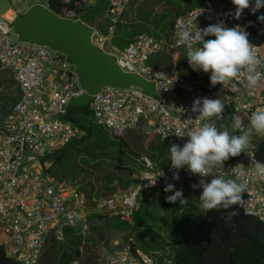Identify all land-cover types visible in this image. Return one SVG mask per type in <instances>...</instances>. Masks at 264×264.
Masks as SVG:
<instances>
[{
    "label": "built area",
    "instance_id": "obj_1",
    "mask_svg": "<svg viewBox=\"0 0 264 264\" xmlns=\"http://www.w3.org/2000/svg\"><path fill=\"white\" fill-rule=\"evenodd\" d=\"M42 1L41 6L62 19L74 22H81L82 14L89 6V0ZM107 1L108 30L109 34L115 35L129 0ZM53 7L59 13L54 12ZM229 13L234 11L213 6L196 8L175 19L170 41L138 34L124 50L114 49V54L106 52L111 37L92 28V42L96 47L114 56L123 72L152 83L156 91V97H150L138 88L106 86L93 96L88 107L94 121L119 137L128 131L138 130L144 123L147 135H155L183 147L189 139L188 132L205 122L196 120L199 114L192 111L194 101L197 98H222L225 110H229L223 119L238 116L247 128L251 114L258 107H264V66L257 68L261 80L255 89L250 90L243 77L231 79L224 86H213L211 73L196 71V82H191L179 74L154 70L148 64L152 54L168 52L177 60L180 51L184 50L187 56L190 48L199 47L200 44L180 42V33L186 29L194 32L197 27L203 30L209 25L223 24L225 27L239 26L248 36L252 30L261 31L263 22L255 21L245 13L237 20ZM18 14L16 11L13 19L0 15V68L14 74L21 93L7 122L0 124V248L9 259L17 264H41L50 238L54 236L57 240H64L67 228L85 231L93 210L96 214L132 223L143 192L165 188L170 183L185 184L191 190L201 189V177L190 173L186 166L179 170L180 179L177 181L173 179L177 170L171 168V161L169 167L162 171L149 157L140 159L141 171L135 176V184L124 192L95 201L93 210L76 187L54 181L45 172L44 161L48 155H56L83 136L70 121L69 111L71 101L87 92L79 72L66 55L46 47L12 42L10 35ZM253 45L257 57L264 59V46ZM2 92L0 88V97ZM212 122L219 128L217 120ZM229 132L241 134L230 129ZM232 158L234 161L224 163V169L219 171L226 179L238 177V182L245 185L246 202L242 209L264 225V180L254 176L255 162H259L255 151L247 150L229 159ZM212 178L204 179L210 182ZM193 185L197 187L193 188ZM73 264H79V261L75 260ZM101 264L156 263L141 250L133 252L126 249L103 255Z\"/></svg>",
    "mask_w": 264,
    "mask_h": 264
},
{
    "label": "rangeland",
    "instance_id": "obj_2",
    "mask_svg": "<svg viewBox=\"0 0 264 264\" xmlns=\"http://www.w3.org/2000/svg\"><path fill=\"white\" fill-rule=\"evenodd\" d=\"M43 3L42 0H0V15L7 14L14 17L16 11L22 14V12H27L31 8V5ZM178 4L181 5L180 9L177 8ZM211 5L210 0H129L115 36L120 35L124 40H131L134 37V33H138L141 30L146 20L151 22L152 27L150 30L153 34L150 32L149 34L154 36L160 33L161 25L168 21L166 22L167 31L165 34H162L163 39H168L176 15H185L190 10ZM215 6L218 7L217 4ZM108 7L109 5L104 4L103 9L98 12V15L93 13V16L98 19L95 27H103L106 30V35L111 37L110 44L106 47V52L114 54V48L123 49L126 46V42L120 43L114 35L109 34L110 21L106 16ZM172 12L174 16L170 17ZM10 38L13 43L18 42V37L14 31L10 35ZM148 64L154 70L160 72H174L185 79L194 77V70L190 67L187 56L183 52L182 54L179 53V58L176 61L168 56V52L152 54ZM11 75L12 72L10 71H0V88L3 89L0 97L2 100V105L0 106V124L7 122L19 96L18 85ZM77 117L83 122L88 123L95 131L100 128L98 125L90 124L93 122V118L89 116V112H80ZM214 119L217 120L218 118ZM242 122L244 123V120ZM106 132L109 134L106 140H102L100 135H93V137L85 138L82 143L70 148L71 153L60 164L57 160H55V163H52L53 156L51 155H48L44 161L45 172L54 181L62 179V183L76 187L79 193L82 192L86 196L92 210L95 201L118 193L113 194L109 190L114 174L122 182L123 189L120 192L129 189L133 178L138 176L141 171L140 159L142 157H149L155 163L158 170L163 171L170 165L168 148L172 145L171 141L162 140L155 135H147L144 125H141L138 130L128 131L123 137L117 136L109 129ZM83 135L85 136L86 132ZM261 141L262 135L254 133L250 137V142L244 151L254 149ZM116 143L123 146L122 150L116 146ZM137 146H139V149H136ZM60 152L56 153V155L60 154ZM121 152L124 153V165H121L119 162L122 157ZM132 172L135 174L133 178H131ZM91 183L94 185L95 191L90 197L92 193L90 188ZM176 189L181 190V184H178ZM185 189H188L191 193L189 202L182 205L178 202V204L183 209H189L190 213L195 215L199 221L207 213V210L201 207V202L198 199L202 193V189ZM91 213H94V210ZM121 225L122 222L118 218L107 216L94 219L91 217L85 231L81 228L75 229L72 234L66 233L65 239L62 241L53 240L55 237H51L47 243V249L41 264H60L66 253L75 255L73 249L76 247L81 252V260L87 259L91 255L96 258L98 264H101L103 255L119 253L130 247L127 245L129 243L124 242L122 232L117 229ZM115 242H118V244H115ZM168 254V246L165 247L163 245L161 254L156 255L153 253L149 257L153 261H157L160 258L163 259Z\"/></svg>",
    "mask_w": 264,
    "mask_h": 264
},
{
    "label": "trees",
    "instance_id": "obj_3",
    "mask_svg": "<svg viewBox=\"0 0 264 264\" xmlns=\"http://www.w3.org/2000/svg\"><path fill=\"white\" fill-rule=\"evenodd\" d=\"M58 1L61 2V0ZM76 1L79 0H72V2ZM210 2L214 5L213 7H216L215 5L217 4L218 7L216 8L218 9L235 12V7L231 0H210ZM177 8L180 9L181 5L178 4ZM53 11L59 13L55 7H53ZM244 13L249 15L251 19L259 21L258 17L264 15V8L255 14L251 12V9H246ZM171 16H174L173 12ZM144 33L149 32L147 29H141L138 33H134V37L137 34ZM249 41L253 44L264 46V22L261 26V31L252 30L250 32ZM0 71H2L1 68ZM69 112L70 121L82 133L86 132V135H83L78 141L69 143L60 154L54 155L52 163H55V160H57L60 164L71 153L70 148L82 143L85 138L100 135L102 140H106L109 137V134L106 132L107 129L94 121L89 108L79 109L71 107ZM80 112H89V116L93 118V122L90 124L98 125L100 128L95 131L88 123L79 119L77 115ZM228 114L229 110H225L223 113L225 116ZM229 120L230 118L217 119L219 128L221 130L225 127L228 129ZM141 125L146 127L144 123H141ZM116 146L120 150L123 148L122 145H118L117 143ZM136 149H139V146ZM254 151L258 161L264 163V135H262V141L254 148ZM121 154L122 157L119 162L121 165H124V153L121 152ZM229 161L232 162L234 159H229L225 163ZM134 175L132 172L131 178ZM113 176L114 178L110 183L109 190L113 194L120 193L121 189H123L122 182L117 178V175L114 174ZM62 181L60 179L57 182L62 183ZM135 183L134 177L131 186ZM174 185L176 189L178 184ZM181 186L184 193L183 198L189 200L191 193L188 189H185L188 186L185 184H181ZM90 188L92 190L91 197L95 191L92 183L90 184ZM173 194L171 192L166 193L164 188L156 190L153 194L144 193L139 198V207L133 214L132 223L119 219L122 225L117 227V229L126 234L124 242L129 243L127 245L130 246L129 248L133 252L141 250L147 256L153 253L159 255L164 245L165 247L168 246L169 254L162 259L161 264H164V260H166V264H264V225L258 219L246 215L242 207L234 206V210H238L239 214L231 220L226 219V213L221 209L218 211H207L198 221L197 217L191 214L189 209H183L178 204L179 201L175 204L167 202L166 197ZM91 217L96 219L107 217V215L91 213L89 218ZM73 231L74 229L67 228L66 233L72 234ZM53 240L57 239L54 238ZM73 250L75 255L66 253L60 264H73L75 260H78L79 264H98L96 258L91 255L87 259L81 260V252L78 247ZM0 264L17 263L9 259L5 251L0 248Z\"/></svg>",
    "mask_w": 264,
    "mask_h": 264
},
{
    "label": "clouds",
    "instance_id": "obj_4",
    "mask_svg": "<svg viewBox=\"0 0 264 264\" xmlns=\"http://www.w3.org/2000/svg\"><path fill=\"white\" fill-rule=\"evenodd\" d=\"M231 2L235 12L229 15H234L237 20L246 9H251L255 14L264 8V0H231ZM258 19L264 22V15L259 16ZM206 37H214V39H206ZM179 40L189 45L202 44L187 51V60L194 71L211 73L210 82L213 86L217 84L224 86L229 80L240 77L246 79L250 90L258 86L261 73L257 68L264 66V59L257 57L255 46L250 43L248 33L239 26L229 28L223 24H214L203 30L197 27L194 32L186 29L180 33ZM192 111L199 114L196 120L205 122L188 132L189 139L183 147L172 144L168 148L170 166L177 170L173 173V179L178 181L179 170L186 166L190 173L201 177L199 187L202 193L198 198L201 207L208 212L223 209L226 219L231 220L239 214L238 210H234V206L241 208L245 205V185L238 182V177L226 179L219 170L224 169V163L230 157H238L244 152L254 133L264 135V107H258L251 114L247 128L238 116L229 117L232 121V131H239L240 135L231 134L226 127L221 130L215 122H212L213 118L223 120L225 103L222 98H197ZM208 176L213 177L210 182L204 179ZM254 176L264 180V163L255 162ZM196 187L197 185H193V188ZM164 191L174 193L166 197L168 203L175 204L179 201L182 205L189 202L183 198V190H176L174 184L166 185Z\"/></svg>",
    "mask_w": 264,
    "mask_h": 264
},
{
    "label": "water",
    "instance_id": "obj_5",
    "mask_svg": "<svg viewBox=\"0 0 264 264\" xmlns=\"http://www.w3.org/2000/svg\"><path fill=\"white\" fill-rule=\"evenodd\" d=\"M18 42L49 48L66 55L80 74L87 94L71 101L79 109L89 107L93 96L104 87L138 88L156 97L155 87L143 78L123 72L114 56L92 42L93 29L82 22L62 19L44 6L36 5L13 22Z\"/></svg>",
    "mask_w": 264,
    "mask_h": 264
},
{
    "label": "crops",
    "instance_id": "obj_6",
    "mask_svg": "<svg viewBox=\"0 0 264 264\" xmlns=\"http://www.w3.org/2000/svg\"><path fill=\"white\" fill-rule=\"evenodd\" d=\"M104 4H107L108 5V1L107 0H98L97 2H94L93 0H89V6L87 7V9H86V11L82 14V19H81V22L82 23H84L85 25H87L88 27H90V28H94V29H96V30H98L99 32H100V34H102V35H104V36H107L106 35V33H105V29L102 27H95V25H97V22H98V19L97 18H94V16H93V13H96L97 15H98V12L99 11H101L102 9H103V6H104ZM33 6H36V5H31V8L33 7ZM30 9V8H29ZM28 9V10H29ZM27 10V11H28ZM97 11V12H96ZM19 13H21V12H19ZM24 13H26V12H22V14H24ZM7 15V14H6ZM12 16V15H11ZM107 16V15H106ZM13 17V16H12ZM14 17H15V13H14ZM123 17V16H122ZM177 17H179V15H177L175 18H174V21H175V19L177 18ZM107 18H108V16H107ZM122 19V18H121ZM170 21V20H169ZM174 21H173V24H174ZM122 22V21H121ZM166 22H168V21H166ZM166 22L165 23H163L161 26V29H160V33H157L156 35H151V34H153L152 32H151V27H152V25H151V22H149L148 20H146V22L145 23H143V25H142V27H141V29H147V31L148 32H150L151 34H149V33H144V34H149V35H151V36H153V37H155L156 39H158V40H161V41H163V42H167V41H170L171 40V38H172V29H173V24H172V29H171V33H170V37L168 38V39H163V36H162V34H165V32L167 31V24H166ZM229 28H231V27H229ZM128 30V29H127ZM129 32H130V30H128ZM138 35V34H137ZM115 36V35H114ZM116 37V39L118 40V42H120V43H122V42H126V46H125V48L129 45V43L133 40V38L131 39V40H124L122 37H120V35L119 36H115ZM206 39H214V37H206ZM200 46H202V44H200L199 45V47ZM125 48H123V49H117V48H114V49H116V50H118V51H122V50H124ZM182 52L183 53H185V51L184 50H182V51H180L179 53H181L182 54ZM186 54V53H185ZM168 56H170L171 58H173L174 59V57H173V55H171V54H169L168 53ZM179 58V57H178ZM175 60V59H174ZM176 61V60H175ZM170 73H174V72H170ZM12 77H13V79H14V81H15V83L17 84V82H16V80H15V76H14V74L12 73V75H11ZM194 77H195V79H194ZM194 77H191V78H189L188 77V79L191 81V82H196V71H194ZM18 85V84H17ZM18 88H19V86H18ZM20 96H21V93H20V88H19V98H18V100L20 99ZM264 97V88H263V91H262V98ZM261 101H263V99H261ZM229 122V128L228 129H230V130H232V127H231V124H230V122H231V119L228 121ZM162 189V188H161ZM159 190V189H158ZM156 190H152V191H149V192H143L142 193V195L144 194V193H147V194H153L154 192H155ZM123 234V237L126 235L125 233H122ZM115 244H118V242H115ZM126 249H130L129 247H127ZM161 261H162V259L160 258V259H158L157 261H155V263L156 264H161ZM166 263V260H164V264Z\"/></svg>",
    "mask_w": 264,
    "mask_h": 264
},
{
    "label": "bare ground",
    "instance_id": "obj_7",
    "mask_svg": "<svg viewBox=\"0 0 264 264\" xmlns=\"http://www.w3.org/2000/svg\"><path fill=\"white\" fill-rule=\"evenodd\" d=\"M6 18L13 19L14 17H12L11 15H6Z\"/></svg>",
    "mask_w": 264,
    "mask_h": 264
}]
</instances>
